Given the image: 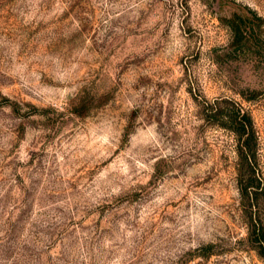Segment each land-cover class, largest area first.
Instances as JSON below:
<instances>
[{"label": "rangeland", "instance_id": "1", "mask_svg": "<svg viewBox=\"0 0 264 264\" xmlns=\"http://www.w3.org/2000/svg\"><path fill=\"white\" fill-rule=\"evenodd\" d=\"M235 13L264 40V0H0V264H264L203 112L252 115L264 186V50L230 51Z\"/></svg>", "mask_w": 264, "mask_h": 264}, {"label": "trees", "instance_id": "2", "mask_svg": "<svg viewBox=\"0 0 264 264\" xmlns=\"http://www.w3.org/2000/svg\"><path fill=\"white\" fill-rule=\"evenodd\" d=\"M221 20L231 33V52L242 54L246 50H254L257 53L264 50V40L258 33L262 28L261 18L256 14L253 17H244L235 13ZM252 95V99L256 98L257 92H252ZM5 102L10 101L5 99ZM88 108L83 101L73 112L79 117H84ZM203 112L206 121L225 128L236 136L239 158L238 187L243 203L249 206L248 242L253 250L264 258V222L259 214V203L264 199V186L257 171L258 135L252 115L229 99L207 103Z\"/></svg>", "mask_w": 264, "mask_h": 264}]
</instances>
